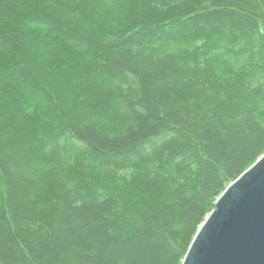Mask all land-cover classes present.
Here are the masks:
<instances>
[{"label": "trees", "instance_id": "trees-1", "mask_svg": "<svg viewBox=\"0 0 264 264\" xmlns=\"http://www.w3.org/2000/svg\"><path fill=\"white\" fill-rule=\"evenodd\" d=\"M264 154V0H0V264H182Z\"/></svg>", "mask_w": 264, "mask_h": 264}, {"label": "water", "instance_id": "water-1", "mask_svg": "<svg viewBox=\"0 0 264 264\" xmlns=\"http://www.w3.org/2000/svg\"><path fill=\"white\" fill-rule=\"evenodd\" d=\"M182 264H264V154L218 197Z\"/></svg>", "mask_w": 264, "mask_h": 264}]
</instances>
